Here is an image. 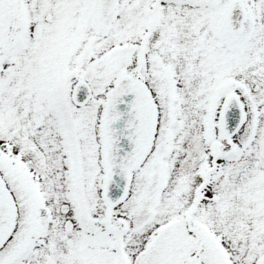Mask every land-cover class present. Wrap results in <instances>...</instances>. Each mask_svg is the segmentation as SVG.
I'll list each match as a JSON object with an SVG mask.
<instances>
[{
	"label": "snow or ice",
	"instance_id": "1",
	"mask_svg": "<svg viewBox=\"0 0 264 264\" xmlns=\"http://www.w3.org/2000/svg\"><path fill=\"white\" fill-rule=\"evenodd\" d=\"M0 264H264V0H0Z\"/></svg>",
	"mask_w": 264,
	"mask_h": 264
}]
</instances>
